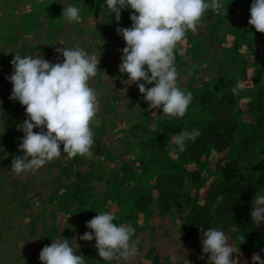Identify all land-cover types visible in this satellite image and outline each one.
<instances>
[{
  "label": "rangeland",
  "instance_id": "374dc122",
  "mask_svg": "<svg viewBox=\"0 0 264 264\" xmlns=\"http://www.w3.org/2000/svg\"><path fill=\"white\" fill-rule=\"evenodd\" d=\"M220 2L221 9L208 10L196 31L189 30L185 39L178 44L175 66L177 69L181 66L185 76L179 77L182 83L179 86L192 94V101L183 118L170 119L162 114V109L147 110L148 104L138 87L135 84L128 86L130 81H127V75L119 73L121 50L126 44L116 29L118 26L131 27L130 9L122 10V21L117 22L114 16L108 15L105 0H0L1 43L4 44V33L11 35L19 25L17 19L20 18L17 17L24 15L23 35L29 37L35 32V36L28 42L30 45L38 46L39 43L42 46V41H45L55 42L56 46L62 47L58 43L65 39L63 42L66 47L78 46L89 55L100 56V72L89 81L98 94V112L92 125L93 155L86 157L79 167L85 177L93 179L95 188L81 193L82 201L72 197L71 207L65 204L67 210L60 212L59 207L63 204V194L60 195L63 180L57 174L60 166L56 165V159L34 173L17 175L12 171L8 158H5L3 165L0 164V173L6 176L8 182L11 174L12 181L19 179L28 185L15 187L13 184L7 186L6 182L4 185L0 183V264H41V249L59 239H67L76 254L84 256L85 264H207V254H203L204 259H200V228L207 230L213 227L225 232L229 244L240 251V255L233 254L238 264H252L253 253L264 259V226L257 227L250 216L254 197L264 195V187L247 200H240L236 196L227 199L224 194L219 196L215 205L224 206L220 216L225 218L219 225L206 224L208 215L199 210L206 200L208 188L219 179L217 164L233 155L236 145L223 152L212 149L203 154L200 168L204 183L198 187L187 184L194 197L193 203L182 207L160 206L162 199L158 198V189H155L154 200L135 202L138 196L144 195L145 190L154 186L158 175L168 171L167 163H179L182 159L183 152L171 137L182 130H199L198 126L188 124L187 120L205 126L209 121L207 111L210 105L225 107L229 104V99L238 96L236 117L241 125L237 143L252 129L260 116L258 110H249V103L256 96L253 71L255 68L260 69L264 63V34L256 32L248 24L252 0ZM68 5L80 9L79 22L69 24L62 16L63 6ZM32 18L38 23L36 28L29 24L32 23ZM60 33L64 38L59 37ZM23 45L26 46L25 43ZM7 47L10 48L8 44ZM233 52L240 58L247 59L248 77H243L244 70L240 63L230 62V53ZM15 54H40L52 63L59 56L57 53L34 54L30 50H24L22 45L15 50L13 47L8 50L6 58L0 59V71L5 75H0V86L7 90L2 98L3 107L5 99L10 100L12 84L6 77L12 73L10 62ZM232 77L240 80L239 85L229 81ZM204 87L213 88V92H206L203 100H199ZM233 88L238 89L237 93H233ZM6 109L16 113L10 116ZM5 114L6 118L10 116L6 121L13 126L16 117L21 122L27 118L25 108L15 100L5 106ZM17 133L20 138L24 135L18 130ZM6 137L10 138V135ZM99 137L102 138L103 145L97 143L96 139ZM252 153L250 161L260 163L264 158V140L258 142ZM20 155L23 153L20 152ZM67 160L70 161L69 158ZM89 172H96L92 174H97V177L94 178ZM78 174L76 167L72 166L69 173L72 179H77ZM25 189H28V194L23 197ZM70 191L71 189L64 191V199ZM49 197L50 200L44 201ZM145 201L149 204L144 205ZM50 202H56L58 208L52 209ZM103 212H111L117 225L131 224L135 229L132 239L137 242L136 257L127 261H104L97 254L95 239H79L86 231H91L86 227V222Z\"/></svg>",
  "mask_w": 264,
  "mask_h": 264
},
{
  "label": "clouds",
  "instance_id": "9594fccd",
  "mask_svg": "<svg viewBox=\"0 0 264 264\" xmlns=\"http://www.w3.org/2000/svg\"><path fill=\"white\" fill-rule=\"evenodd\" d=\"M105 2L117 22L121 20L122 10H131V27L118 26L116 29L126 44L121 50L119 73L127 75L128 86L135 84L138 87L148 104L147 110L162 109V114L170 119L183 118L192 94L178 84L176 50L189 30L196 31L208 10L221 9L220 0ZM249 11L248 24L264 34V0H252ZM62 16L69 24L79 22L80 9L74 5L63 6ZM55 50L63 57L62 63H52L40 54H15L10 62L12 73L6 77L12 84L9 98L25 108L27 117L17 125V130L24 134L18 144L23 155L14 156L11 161L12 171L17 175L34 173L60 158L62 153L69 159L93 155L92 125L98 112V94L89 81L100 72V56L89 55L78 46ZM232 91L237 93L238 89ZM199 135L197 129L182 130L172 134L171 139L180 151H184L186 141H194ZM250 216L257 227L264 226V195L254 197ZM114 220L111 212L95 215L86 222L91 231H86L79 239H95L97 254L104 261L131 260L137 256V242L132 239L135 229L131 224L117 225ZM200 230V259L207 254V264H238L233 254L240 255V251L229 244L225 232L214 227ZM39 260L41 264H85L84 256L77 255L67 239L45 245ZM251 261L252 264H264V259L257 253H253Z\"/></svg>",
  "mask_w": 264,
  "mask_h": 264
},
{
  "label": "trees",
  "instance_id": "16d2710c",
  "mask_svg": "<svg viewBox=\"0 0 264 264\" xmlns=\"http://www.w3.org/2000/svg\"><path fill=\"white\" fill-rule=\"evenodd\" d=\"M106 11L110 17L114 16V14H112L108 8H106ZM15 17H17L16 13ZM121 17H123V13H121ZM17 18H20L17 19L19 25L15 27V30L11 35L8 33H4V44L0 42V59L2 57L6 58L5 54H7L8 50H12V47L15 50L16 47L21 45L24 47V50H30L34 54L41 52L43 53V55L47 53H57L55 50L56 48L66 47L65 43L63 42L65 39L59 41L58 43L62 47L56 46L55 42L47 43L45 41H42V46H39V43L38 46L34 44L30 45L28 42H30L31 39L35 36V32L29 37H25L23 35L25 33V30L23 29L22 20L26 18V16L20 15V17ZM120 21H122V19ZM29 24L34 26V28L38 26V23L35 22L34 18H32V23ZM53 30L58 31L55 29ZM70 30L71 29H69V31ZM59 37L64 38V35L60 33ZM24 43L26 44V46L23 45ZM7 44L10 46L9 49L7 47ZM57 54L59 56H56L53 59L54 62L57 63V60L59 62H62L63 57L59 53ZM230 56V62L240 63L242 69L244 70L243 77H248V75L246 74L247 59L240 58L238 54L234 52L230 53ZM60 58H62V60ZM178 68V84L181 85L182 83L180 81V78L185 77L184 69L181 66H178ZM253 73L254 74L252 75V81L256 86V96L249 103V110H258L260 116L255 120V124L252 125V129L247 131L236 143L237 135L240 130L239 126L241 125L240 121L236 117V106L238 104V96L232 97L231 100L229 99V104L225 107H221L219 105H210V109L209 111H207L209 114V121L205 126H201L198 122L187 120L188 124H194L199 127L201 135H199L194 141H186V147L185 150L182 151L183 154L180 162L167 163L166 166H168L169 168L168 171L158 175L154 186L149 187L147 190H145L144 195L142 197L138 196L135 199L136 203L143 199H149L150 201L154 200L153 196L155 189L160 190L158 197L162 199V201L159 199L161 202L159 204L160 206H166L167 208L171 206L182 207L184 205L193 203L194 197L189 191L187 187L189 185L187 184H190L194 187H198L204 183L205 179H203L202 170L200 168L203 154L206 151H211L212 149L217 152H223L233 145H236L234 154L230 157H227L223 163L217 164L216 170L219 173V179L213 182L208 188L207 195L205 198L206 200L204 204H202L199 208V210H203L204 213L208 215V219H206L205 223L210 225H219L221 224V221H224L225 218H222L220 216L222 210H224V206L222 207V205H215L219 196H222L224 194L227 195V199H229L231 196H236L240 200H247L250 196L254 195L260 188L264 187V158L258 164H254L252 161H250V157L253 156L252 152L255 150V146L260 140H264V83H262L264 63L261 64L260 69L255 68ZM257 74H259L258 77ZM0 75L3 76L4 72L0 71ZM235 78L236 77H232L229 78L231 80H228L235 82V85H239L240 80ZM6 91V89H2L0 86V93H2V95H0V101H3L2 98L5 97L4 94L6 93ZM206 92H213V88L204 87L202 92H200L199 100H203V95ZM10 102L11 99H5L4 107L2 104H0V147H2V149H0L1 165H3V160H5V158H8V163L11 165L13 157L16 155H20V151L18 150L20 137L17 133V125L22 122L19 120L18 117L13 120L15 121L14 126L9 125L10 123L6 121L7 118H9L12 114L16 113L12 110L6 109L10 112V116L6 118L5 106L9 105ZM200 106L202 107L201 103ZM34 131H39V129H34ZM8 134L10 135V138L6 137ZM96 140L97 143L103 145L101 137L97 138ZM62 147L63 146L61 145V149ZM67 159V154L62 153V157L56 159L55 162L56 165L60 166V170L57 171V174L61 178V180H63V187L60 188V190L62 191L60 195L63 194V204L59 207L60 212H64L65 210H67L65 204H68V207H71L70 202L72 200V197L76 200L82 201V199L80 198L81 193L87 191L88 189L95 188L93 179H88L87 177H85V174L79 171V167L82 164V161L85 162L84 160L86 159V157H81L78 155L76 158H71L70 161H68ZM190 161H192L191 164ZM10 165H5V167ZM191 165H193V167H191ZM72 166H75L76 171L79 173V177H77V179H72V176L69 175L70 168ZM88 171L90 170L88 169ZM92 173L96 172H89L91 176L96 178L97 174ZM11 178L13 177L11 174H9L8 182L6 176H3V174L0 173V183L2 185H4L5 182L7 186H9V184H13V186L15 187H20L19 185L26 187L28 185V183L20 181L19 179H14L12 181ZM107 181L109 183H112L110 179H108ZM125 188L126 185H124V189ZM66 189H71V191L67 193V198L64 199V191ZM22 190L23 188H21V191ZM23 194V197L27 196L28 189H25L23 191ZM50 199L51 197H49L48 199H44V201ZM50 204V207H53L52 209L58 208L56 202H50ZM143 204L147 205L149 203L145 201ZM210 217L211 220H209ZM214 221H217V223L215 224Z\"/></svg>",
  "mask_w": 264,
  "mask_h": 264
}]
</instances>
